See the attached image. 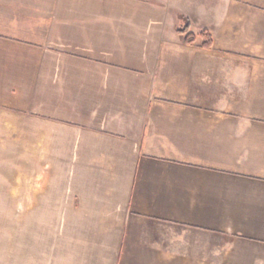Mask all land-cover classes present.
Returning <instances> with one entry per match:
<instances>
[{
    "label": "crops",
    "instance_id": "1",
    "mask_svg": "<svg viewBox=\"0 0 264 264\" xmlns=\"http://www.w3.org/2000/svg\"><path fill=\"white\" fill-rule=\"evenodd\" d=\"M16 149L0 264H264V0H0Z\"/></svg>",
    "mask_w": 264,
    "mask_h": 264
},
{
    "label": "trees",
    "instance_id": "2",
    "mask_svg": "<svg viewBox=\"0 0 264 264\" xmlns=\"http://www.w3.org/2000/svg\"><path fill=\"white\" fill-rule=\"evenodd\" d=\"M178 33L184 37V41L187 44L196 43V36L190 31V25L189 24H187L184 28L178 29ZM201 36L203 38L202 46L205 48L211 49L213 47V38H212L211 34L207 31H205V32H202Z\"/></svg>",
    "mask_w": 264,
    "mask_h": 264
},
{
    "label": "rangeland",
    "instance_id": "3",
    "mask_svg": "<svg viewBox=\"0 0 264 264\" xmlns=\"http://www.w3.org/2000/svg\"><path fill=\"white\" fill-rule=\"evenodd\" d=\"M16 153H14V156L11 157V164H1L0 165V172H12V173H18V150L16 149L15 150ZM11 185L12 187L14 186H17L18 184V181H9V182H6V185Z\"/></svg>",
    "mask_w": 264,
    "mask_h": 264
}]
</instances>
